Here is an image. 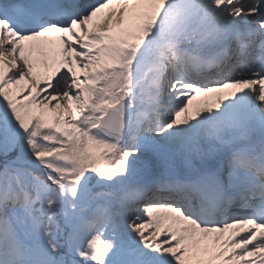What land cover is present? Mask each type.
Wrapping results in <instances>:
<instances>
[{"label": "snow or ice", "instance_id": "snow-or-ice-1", "mask_svg": "<svg viewBox=\"0 0 264 264\" xmlns=\"http://www.w3.org/2000/svg\"><path fill=\"white\" fill-rule=\"evenodd\" d=\"M0 264H264V0H0Z\"/></svg>", "mask_w": 264, "mask_h": 264}, {"label": "bare ground", "instance_id": "bare-ground-1", "mask_svg": "<svg viewBox=\"0 0 264 264\" xmlns=\"http://www.w3.org/2000/svg\"><path fill=\"white\" fill-rule=\"evenodd\" d=\"M194 103H196V101H194Z\"/></svg>", "mask_w": 264, "mask_h": 264}]
</instances>
